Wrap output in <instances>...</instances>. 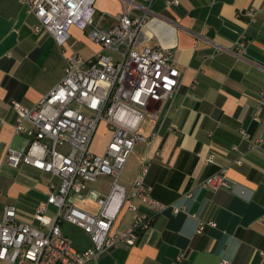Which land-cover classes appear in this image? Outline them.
<instances>
[{
	"label": "crops",
	"instance_id": "0c3cea01",
	"mask_svg": "<svg viewBox=\"0 0 264 264\" xmlns=\"http://www.w3.org/2000/svg\"><path fill=\"white\" fill-rule=\"evenodd\" d=\"M94 7L107 14L104 26L122 10L119 0H95ZM249 8L255 10L253 20L239 15ZM150 11L155 15L141 29L135 47L170 49L179 85L156 118H143L139 133L145 141L135 144L129 157L132 173L120 183L121 173L118 184L128 193L141 164L148 163L144 186L167 208L155 214L134 202L150 216V227L135 245L112 248L97 264H174L180 253L185 257L179 264H264V142L248 148L264 139V106L259 121L252 119L264 90V0H154ZM37 25L23 0H0V221L5 206H13L18 219L37 224L38 204L46 200L50 184L58 183L57 177L33 167L3 164L7 148L23 150L27 144L14 132L12 102L33 106L62 79L66 57L87 59L99 50L75 26L58 46L47 32L35 33ZM101 125L103 132L90 147L97 154L110 139ZM207 157L210 162L204 161ZM222 168L230 189L201 186ZM110 184L106 192L89 183L87 189L106 194ZM77 199L78 207L97 212L95 203V210L85 206L88 198ZM122 211L113 230L131 221L132 214ZM200 223L204 226L198 233ZM60 229L76 250L92 246L76 225L65 222Z\"/></svg>",
	"mask_w": 264,
	"mask_h": 264
},
{
	"label": "built area",
	"instance_id": "2783aa9c",
	"mask_svg": "<svg viewBox=\"0 0 264 264\" xmlns=\"http://www.w3.org/2000/svg\"><path fill=\"white\" fill-rule=\"evenodd\" d=\"M119 1L121 13L104 26L108 16L96 11L95 0H23L38 20L35 33L45 31L62 46L70 27L75 26L99 50L87 59L78 54L66 57L62 79L33 106L11 104L16 116L14 132L23 135L27 144L23 150L7 148L3 164L33 167L57 177L58 183L50 184L46 200L38 204L33 216L37 224L18 219L16 209L5 206L0 221V264H97L102 253L121 244L135 245L139 234L150 227V216L140 213L134 202L155 214L167 208L152 199L144 186L148 163L141 164L128 193L118 184L135 144L145 141L139 133L143 118H156L179 85L170 49L135 47L141 29L155 15L150 11L154 0ZM239 15L253 20L255 10L249 8ZM263 106L261 90L253 121H259ZM100 124L110 132V139L104 152L97 154L90 147ZM240 133L249 137L245 130ZM263 142L255 139L248 148L253 150ZM204 161L210 162L211 157ZM99 177L111 178L106 194L87 189ZM201 186L214 191L231 188L224 168ZM71 196L92 198L97 212L78 207ZM123 209L132 214L131 221L126 228L113 230ZM65 222L88 234L92 246L76 250L62 235L60 225ZM208 225L214 226L212 222ZM203 226L199 224L198 233ZM184 257L180 253L174 264Z\"/></svg>",
	"mask_w": 264,
	"mask_h": 264
},
{
	"label": "rangeland",
	"instance_id": "374dc122",
	"mask_svg": "<svg viewBox=\"0 0 264 264\" xmlns=\"http://www.w3.org/2000/svg\"><path fill=\"white\" fill-rule=\"evenodd\" d=\"M102 132H103V126L100 124L98 131L96 132L95 136H98V137L101 136ZM92 144H93V142H92ZM132 170H131V161L129 158L128 162L126 163V165L122 171L120 183L123 182L126 178H128L130 176V174L132 173ZM110 181H111L110 177H99L95 183H89L90 184L89 188H91L93 190H100V191L106 192L108 190V186H109ZM71 198L74 200L76 197L71 196ZM81 199H87V198L81 197L77 200H81ZM76 203L80 206H84L79 201H76ZM93 203H94L93 199L89 198V200L87 201L85 206L88 208H91L92 210H95V206ZM123 214H125L124 211H122V213L120 214L121 216L119 215L120 218H122Z\"/></svg>",
	"mask_w": 264,
	"mask_h": 264
}]
</instances>
